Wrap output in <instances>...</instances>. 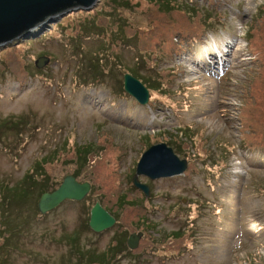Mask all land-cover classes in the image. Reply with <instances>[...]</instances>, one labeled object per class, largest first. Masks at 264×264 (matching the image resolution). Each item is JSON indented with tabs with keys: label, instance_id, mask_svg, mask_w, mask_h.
Instances as JSON below:
<instances>
[{
	"label": "rangeland",
	"instance_id": "1",
	"mask_svg": "<svg viewBox=\"0 0 264 264\" xmlns=\"http://www.w3.org/2000/svg\"><path fill=\"white\" fill-rule=\"evenodd\" d=\"M165 1L99 0L0 47L4 264H76L75 232L86 264H96L88 248L115 241L108 264H264V0ZM39 57L48 62L36 68ZM124 71L147 86V103L121 91ZM158 142L187 168L138 175L144 196L132 177ZM33 169L52 187L74 173L90 190L41 214L36 183L16 197ZM95 201L116 217L101 232L83 228Z\"/></svg>",
	"mask_w": 264,
	"mask_h": 264
},
{
	"label": "water",
	"instance_id": "2",
	"mask_svg": "<svg viewBox=\"0 0 264 264\" xmlns=\"http://www.w3.org/2000/svg\"><path fill=\"white\" fill-rule=\"evenodd\" d=\"M98 2L99 0H0V47L19 38L32 36L35 29L41 32L45 24L71 11L92 9ZM47 62L48 58L39 57L34 64L41 68ZM123 88L138 103H147L148 88L128 72L123 74ZM186 168L187 160L180 158L166 142L154 143L140 155L132 183L147 196L149 187L138 179V175L156 179L181 174ZM89 190L88 182H79L72 174H67L54 190L40 195L37 209L41 214H45L65 200H81ZM114 222L115 217L99 201L92 205L88 219L91 230L101 232L111 227ZM141 235V231L130 233L126 239L127 247L134 249Z\"/></svg>",
	"mask_w": 264,
	"mask_h": 264
},
{
	"label": "trees",
	"instance_id": "3",
	"mask_svg": "<svg viewBox=\"0 0 264 264\" xmlns=\"http://www.w3.org/2000/svg\"><path fill=\"white\" fill-rule=\"evenodd\" d=\"M163 2L165 3V4H167V1H165V0H163ZM161 5V4H160ZM164 6H166V5H164ZM172 9H174V7H172ZM189 14H190V12H189ZM85 21L87 20V19H84ZM210 25V24H209ZM116 32H117V30H116ZM39 33V29H35L34 31H33V33L31 34L33 37H35V35H37ZM110 38L111 39H113L112 41H115V39H114V36L113 35H110ZM137 39L138 40V42L140 41L141 42V38L140 37H138V36H136V35H134V39ZM19 40V39H18ZM140 42H139V44H140ZM107 46V45H106ZM105 46V47H106ZM110 47V46H109ZM1 63V65L3 66L2 67V69H4V67H5V64L4 63H2V62H0ZM34 66H35V64H34ZM36 67V66H35ZM37 68V67H36ZM36 71H39L38 69H36ZM1 73H2V71H0ZM125 72H128V73H130V71H124V73ZM94 73V72H93ZM123 73V74H124ZM123 83V82H122ZM155 83H157V81H155ZM157 85H158V83H157ZM147 87V86H146ZM154 89H155V87H153ZM121 91H123V92H125V90H124V88H122L121 87ZM26 120L24 119V121H23V123L25 122ZM11 126V125H10ZM12 127V126H11ZM88 147H89V144H84V147H81L82 148V150H81V152H80V156L78 155L77 156V158H85V156L86 155H88V153H87V150H88ZM36 167H40V165H36ZM74 177H77V175L76 174H72ZM36 174H34V169L33 170H30V172H28V173H25L23 176H22V178H21V181H20V183H19V185H17L15 188V191L16 190H18V192L16 193L17 195H16V197H22V196H24L26 193H27V191H28V186L27 187H25V188H22L23 186H22V184L24 183L25 185H26V183L27 184H30V181L32 182V183H36L37 184V188H38V199H39V197H40V195L43 193V192H46V191H52V190H54L56 187H52V184H49V182H47V175H42L41 176V178L39 179V178H36ZM15 195V194H14ZM144 195V194H143ZM145 196V195H144ZM143 196V197H144ZM38 199H37V201H38ZM96 202V201H95ZM94 202V203H95ZM36 207H37V202H36ZM105 208V207H104ZM106 210H108L109 212H110V209H107V208H105ZM114 217H115V214L113 215ZM5 218H7V217H5ZM4 219V218H3ZM88 219H89V215H88V217H87V221H85V223H84V227L83 228H85V229H91L90 227H89V225H88ZM143 219H145V217H143ZM115 220H116V217H115ZM145 221H148V218H146L145 219ZM6 225H2V226H0V232H2L3 233V242L2 243H0V252H1V250H2V247H3V245L5 244L4 242L5 241H7V238H8V236H10L11 235V233L10 232H7L6 231ZM173 236L175 237V239L176 238H180V236L181 235H179L180 234V232L178 231V230H176V231H174L173 233ZM77 237H78V234L75 232V233H72V234H67L66 235V238L68 239V241L70 242L69 244H70V251L69 252H79V255L76 257V264H78V263H80V264H86V263H88L87 261H83L82 262V255H83V251L80 249L79 250V248H78V245H77ZM125 246H127L126 245V240H125ZM122 247V242H117V241H115V243L114 244H111V245H108V247L106 248V250L105 251H102V252H99V253H95L93 250H89V248L86 250L87 251V254H88V257H87V259H88V261H93V262H96V264H108V263H106L105 261H104V259H105V257L107 256V258L109 259L113 254H116V253H113L114 252V249L115 250H119L120 248ZM146 252H144L143 254H145ZM78 258H79V260H78ZM7 260V254H5V255H0V263H3L4 264V262Z\"/></svg>",
	"mask_w": 264,
	"mask_h": 264
},
{
	"label": "bare ground",
	"instance_id": "4",
	"mask_svg": "<svg viewBox=\"0 0 264 264\" xmlns=\"http://www.w3.org/2000/svg\"><path fill=\"white\" fill-rule=\"evenodd\" d=\"M223 58H224V57H223V54H222V55H219V59H220V60H218V62L220 63V62L223 60Z\"/></svg>",
	"mask_w": 264,
	"mask_h": 264
},
{
	"label": "clouds",
	"instance_id": "5",
	"mask_svg": "<svg viewBox=\"0 0 264 264\" xmlns=\"http://www.w3.org/2000/svg\"><path fill=\"white\" fill-rule=\"evenodd\" d=\"M226 53H225V49H224V54H223V56L225 55ZM222 55V54H221ZM219 59V58H218ZM217 62H218V60H217ZM210 63H212V62H210Z\"/></svg>",
	"mask_w": 264,
	"mask_h": 264
}]
</instances>
